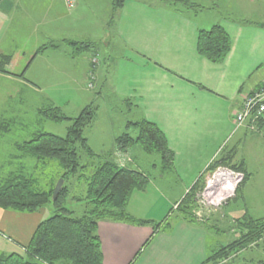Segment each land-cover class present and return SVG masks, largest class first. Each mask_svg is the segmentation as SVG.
<instances>
[{"label": "crops", "instance_id": "crops-1", "mask_svg": "<svg viewBox=\"0 0 264 264\" xmlns=\"http://www.w3.org/2000/svg\"><path fill=\"white\" fill-rule=\"evenodd\" d=\"M111 1L76 0V6L67 9L61 0H0V64L5 70L0 72V107L14 100L30 104L37 113L43 103L40 79L49 76L55 85L72 81L77 86L79 79L85 80L91 70L89 58L81 57L83 53L76 54L79 61L75 64V55L69 54V49L64 48L68 43L62 40L89 41L93 53H97L92 45L101 39L106 57H101L94 69L95 82L100 74L102 83L109 80L105 83L113 94L136 111V119L128 121L144 118L157 125L174 154L170 169L159 167L160 176L167 171L175 172L182 184L181 194L161 195V207L152 213L153 205L148 209L150 203L136 197L138 190L133 191L127 202L131 215L157 221L160 218L154 213L162 211L164 218L169 213L165 215L168 204L177 203L217 156L229 152L235 160L237 144L226 149V143L238 131L243 136L238 143H244L246 133L251 132L247 126L235 128L233 117L243 98L264 80V27L260 26L264 22L221 11L217 17L199 20V14L211 8L198 9L195 0H189L195 5L190 10L192 14L180 13L160 0H124L113 14ZM256 1L263 4L262 0ZM86 2L101 3L100 11L94 9L91 17L79 11L81 3ZM243 3L251 4L249 0ZM208 12L212 14L213 8ZM215 24L223 27L231 41L228 53L219 63L210 62L196 50L198 30ZM92 27H98L99 36H95ZM50 43H58L60 47L37 52ZM65 77L75 79L64 81ZM23 122L19 112L0 120V150L5 146L16 150L10 154L12 160L0 163V181L25 169L28 157L17 149L20 143L1 142L3 137L13 136L11 125L19 124L20 131H26ZM254 132H264V120ZM129 148L120 151L114 146L110 159L128 167L134 163ZM241 160L246 163L244 158ZM3 171L6 174L1 175ZM243 195L240 197L244 198ZM141 204L146 208L137 207ZM50 211L46 206L31 213L0 208V254H23V245L29 242L36 226L51 215ZM173 221L152 235L135 261L142 241L150 237L148 225L99 221L97 234L103 264H200L211 250L210 230L180 216Z\"/></svg>", "mask_w": 264, "mask_h": 264}, {"label": "trees", "instance_id": "trees-1", "mask_svg": "<svg viewBox=\"0 0 264 264\" xmlns=\"http://www.w3.org/2000/svg\"><path fill=\"white\" fill-rule=\"evenodd\" d=\"M123 1L113 0V14ZM160 1L171 5L180 13H188L195 7L189 0ZM113 14L110 21L113 19ZM260 26L264 27V23ZM66 42L80 52L91 47L86 41L66 40ZM230 45L229 35L219 24L208 29H199L197 32V53L212 63L221 62L228 53ZM47 47L58 48L60 45L45 44L37 52L44 51ZM7 61H11V58ZM0 72H5L2 63ZM96 112L97 108L91 105L82 108L76 117H67L56 105L38 109V114L43 119L54 122L69 120L71 123L66 129V134L58 136L46 131H38L28 140L18 144L17 149L23 156L35 159L37 163L47 165L51 160L56 161L61 172L45 190L36 186L37 181L33 176L19 172L9 174L0 181V208L31 213L51 203L53 213L36 226L29 242L23 245V254L14 252L0 254V264H103V253L97 234L99 221H118L136 226L151 225L153 233L144 247L153 234L170 225L169 214L173 207L158 222L137 218L126 210L133 191H143L149 183V177L135 169L119 166L112 159L99 162L92 173L85 178L84 213L81 216H74L72 210L66 207L70 189L65 183L77 176L80 169L85 167L79 163L78 150L85 151L88 156H95L84 135V129L93 122ZM262 121L261 119L258 121L257 127ZM125 127H132L136 132L132 136L128 131H124L115 137L114 143L118 150L125 151L130 146L138 144L144 152L156 153L159 156L162 170L172 167L174 154L157 125L141 118L128 121ZM233 156L229 152L221 153L206 167L182 198L175 203L174 209L179 213L178 216L189 223L203 225L209 229L206 220L202 223L193 214L196 194L204 186V176L220 166L243 174V181L236 189L240 194L250 173L246 163L243 160L233 161ZM58 178L63 179V184L56 198L52 200L53 188ZM232 227L235 229V238L227 244L209 250L200 264H229L233 257L248 247L258 245L264 237V217L254 218L247 211L234 219ZM141 251L142 249L137 253ZM260 264H264V260L260 261Z\"/></svg>", "mask_w": 264, "mask_h": 264}, {"label": "rangeland", "instance_id": "rangeland-1", "mask_svg": "<svg viewBox=\"0 0 264 264\" xmlns=\"http://www.w3.org/2000/svg\"><path fill=\"white\" fill-rule=\"evenodd\" d=\"M100 1L101 0H98V2ZM112 2L113 0L111 1V8ZM195 2L198 4V7L196 6L198 9L200 6L203 8H211L209 10L202 11L198 17L199 20L217 17V13L221 11L225 14L233 16L236 14H243L245 17L251 16V20H260L261 22H264V3H259L256 0H249L251 4H245L243 3V0H195ZM212 8L214 12L210 14L208 11L212 10ZM94 9L96 11H100L101 3L97 5L93 4V2L81 3L79 11H82L91 17V15L94 14ZM189 12L192 14L191 11ZM92 30H94L96 37L99 36L98 27H92ZM62 41H66V39H63ZM95 42V45L92 46H95L94 48L97 49V53H93V48H89L87 50L84 49L82 52H80L79 50L74 49L72 45H64V48L67 47L69 49V54H72V56L75 55V64L77 61H79L78 55H76L77 53H83L81 57L85 56L89 58V62L86 60L82 61L85 64L87 62L89 65H91V70L86 75L87 77L85 80L82 78L79 79L77 86L75 85L76 82L72 81L68 82V84L65 83L62 85H55L52 83L51 77L49 76L42 79L39 78L41 80V92L43 97V103L41 105L42 108L47 107L50 104L56 105L67 117H76L80 113L81 109L88 105L97 108L96 117L94 118L93 122L84 129V135L88 139L89 146H91L94 150L95 156H88L85 151L79 149V163L81 165H85V167L80 169L77 176L70 178L65 183L70 189L66 207L72 210L74 216H81L86 210V201L84 200L86 187L85 178L92 173L95 166L99 162H102L104 159H110L111 153L115 146V137L124 131H128L132 136H134L136 132L132 127H125L128 120L136 119V117H134L136 114L135 109L131 108L130 105L126 104L123 100L113 94L108 84L105 83L109 80H106L104 83H102L101 74L97 83L95 82L96 75L94 69L98 64L99 59H101L103 56L104 58L106 57L104 50L105 47L101 39H97ZM90 74L93 75V78H90ZM76 78H79L77 73ZM68 79L75 78H63L64 81ZM88 82H91V86L89 87L87 85ZM39 99L41 100V98ZM5 104V107H0V120L7 119L19 112V114L24 118L22 126L26 128V131L21 132L19 124L11 125L9 128L11 129V134H13V136L3 137L1 139L3 144H12L14 141L21 143L22 141L31 137L30 135L25 136L26 133L30 132L46 131L58 136H64L66 134L67 127L71 123L69 120L54 122L43 119L39 116L38 109L36 113L35 109L31 107L30 104H23L14 100L8 101ZM8 106L12 108H8ZM243 126H247V123H245ZM249 130L251 132L246 133V139L244 140V143H238L241 142L240 140L243 138L241 131H238L232 137V139L226 143V149L237 144V157L234 161L238 162L240 158H244L247 163L246 168L250 173V177L246 184L243 185L240 194L236 192V189L241 184L244 177H242L241 181L237 184V186H235L234 190L231 191L232 195L223 201L222 204L217 207L202 209V218H198L196 216V207L193 209V214L196 219L202 223H204L203 221L206 220V225L210 229L209 246L211 245V250L220 245L227 244L229 241L235 238V229H233L232 223L235 218L243 215L245 211H247L254 218L264 217V132H254L257 129ZM17 135L20 136L18 137ZM129 150L130 155L134 158V163L128 165V167L132 169H139L150 177V183L146 187V191L135 192L136 195H138L136 197L150 203V205L148 204L146 206L148 209L153 207L150 213L158 210L161 207V203L163 201L161 195L177 197L179 194H181L182 184L179 182V180H177V175L175 172L167 171L162 174L161 178V173L159 170L160 158L156 153H146L138 144L132 145ZM15 152V148L12 147L9 149L5 146L4 150H0V163L5 162L6 159L12 160L13 156H10V154ZM119 156V158H121L120 154ZM36 163L37 162L35 159L28 157L25 169L22 173L27 176H33L37 181L36 186L45 190L49 187V184L55 180L61 171L57 162L54 160H51L47 165ZM154 164H156V168L154 167ZM4 167H6V165ZM3 172L4 173H1V175L6 174V171ZM206 176L207 175L204 176V184L206 182ZM241 193H244V198H242V196L240 197ZM179 198L180 197H178L176 200ZM174 204L175 203L170 202L165 211L166 215L173 207L171 213L169 214V222L175 220L179 214L174 209ZM46 207L51 209L50 212L52 214V204L49 203L46 205ZM137 207L143 209L146 208L143 204ZM163 209L165 210V207H163ZM161 212L162 211H157L154 213L156 217L159 216L158 218H160L156 222L163 218L161 217ZM148 228L150 230L149 234L151 235L153 233L151 225H148ZM146 241H142L140 249L143 250ZM136 254L138 255H136V258L134 256V261L141 253L139 252ZM263 260L264 237L261 239V241H259L258 245L248 247L240 252L237 256L233 257L229 264H260V261Z\"/></svg>", "mask_w": 264, "mask_h": 264}, {"label": "built area", "instance_id": "built-area-1", "mask_svg": "<svg viewBox=\"0 0 264 264\" xmlns=\"http://www.w3.org/2000/svg\"><path fill=\"white\" fill-rule=\"evenodd\" d=\"M61 1L67 9H72L76 4V0ZM262 1L264 3V0ZM90 78H93L92 74H90ZM87 85L91 86V82H88ZM260 119L264 120V80L259 88L243 98L239 110L233 117L235 128L247 123V127L251 130L257 129ZM242 177V173L226 167H217L211 174H207L203 188L196 194V216L202 218V209L217 207L228 199L232 195L231 191L234 190Z\"/></svg>", "mask_w": 264, "mask_h": 264}, {"label": "water", "instance_id": "water-1", "mask_svg": "<svg viewBox=\"0 0 264 264\" xmlns=\"http://www.w3.org/2000/svg\"><path fill=\"white\" fill-rule=\"evenodd\" d=\"M62 184H63V179L59 178L57 180V182L55 183L54 188H53L52 200H54L56 198L57 194L59 193V191H60V189L62 187Z\"/></svg>", "mask_w": 264, "mask_h": 264}]
</instances>
